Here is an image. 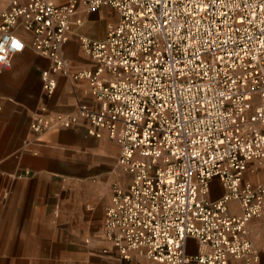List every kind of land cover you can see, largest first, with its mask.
<instances>
[{
  "label": "built area",
  "instance_id": "2783aa9c",
  "mask_svg": "<svg viewBox=\"0 0 264 264\" xmlns=\"http://www.w3.org/2000/svg\"><path fill=\"white\" fill-rule=\"evenodd\" d=\"M79 5L108 7L118 20L103 39L78 38L93 66L74 72L63 48L81 23ZM19 26L50 63L44 96L54 95L59 74L86 81L95 103L67 114L39 108L32 135L83 123L87 135L105 132L119 148L117 167L130 178L113 185L102 225L118 258L260 264L246 226L264 217V183L251 185L244 173L264 164V0H10L0 14V70L24 49ZM213 179L224 190L218 199Z\"/></svg>",
  "mask_w": 264,
  "mask_h": 264
},
{
  "label": "crops",
  "instance_id": "0c3cea01",
  "mask_svg": "<svg viewBox=\"0 0 264 264\" xmlns=\"http://www.w3.org/2000/svg\"><path fill=\"white\" fill-rule=\"evenodd\" d=\"M9 1L0 0V14L8 10ZM74 20L81 23L72 26L63 53L70 69L76 72L93 66L81 50L78 38L103 39L118 17L108 7L87 13L79 5ZM15 32L23 41L24 49L13 56L8 68L0 70V261L37 264L42 261L43 251L51 258L60 259L61 264H72L78 259L87 261L97 249H89L87 239L85 250L75 238L91 230L104 216L113 185L126 187L130 176L117 167L119 148L105 132L100 138L91 137L81 123L69 130L51 129L38 138L32 135L31 116L39 108L45 107L49 114H67L79 103H95L86 81L71 82L59 74L55 75L54 95L44 96L41 73L50 63L31 48L30 33L20 26ZM84 147L91 154L86 162H82L79 154ZM69 166H75L77 173ZM97 168L104 170L93 173ZM25 171L29 174L25 175ZM244 181L251 185L263 184L264 164L250 165ZM55 186L60 191L44 195L43 188ZM210 189L211 199H218L224 193L217 179L211 181ZM58 192L60 199L51 201V197H58ZM232 207L235 209L236 204ZM246 230L258 250L260 264H264V217L250 220ZM59 247L64 251L59 252ZM103 249L107 252L100 251L103 255L97 264H148L137 253L129 260H122L109 245ZM14 251L17 253L13 254ZM186 252L197 253L195 240L187 241ZM230 264L246 263L235 260Z\"/></svg>",
  "mask_w": 264,
  "mask_h": 264
},
{
  "label": "rangeland",
  "instance_id": "374dc122",
  "mask_svg": "<svg viewBox=\"0 0 264 264\" xmlns=\"http://www.w3.org/2000/svg\"><path fill=\"white\" fill-rule=\"evenodd\" d=\"M115 19V18H114ZM80 156H81V160H82V162H86V160L88 159V158H90L91 157V154H90V151H89V148L88 147H84V148H82V150L80 151ZM6 157H8V156H5V158ZM10 157H13V156H10ZM70 167V166H69ZM73 168V170H74V173L76 174L77 173V171H76V169L77 168H75V166L74 167H70V169H72ZM104 170V168H97L96 170H94V172L93 173H100V172H102ZM80 174L81 175H84V172H80ZM116 185H118V184H116ZM57 191H60V188L58 187H50V188H43V193H44V195L46 194V193H57ZM58 197H51L50 199H51V201H52V198L54 199H60V196H59V192H58ZM103 218H104V216H102V217H100L97 221V223L94 225V227L91 229V230H88V231H86V232H83L80 236H77V237H79V239L76 237L75 238V240L77 241V244H79L82 248H84L85 250H87L86 249V242H85V240H90V245H89V249H91V248H96L97 249V252L95 253V255H91L90 256V259L89 260H85V259H83V260H81V259H78V260H74L73 261V263L72 264H97L98 263V258H99V256L100 255H103V254H100V251H102V248H104L105 246H107L108 244L105 242V240L103 239V235H102V233H103V228H102V225H103ZM58 251L60 252V251H64V248H58ZM13 254H16L17 252L16 251H14V252H12ZM29 253H31V252H29ZM94 253V252H93ZM42 255H43V257H42V261H40L39 263H37V264H61L60 263V259H55L54 257H49V253L48 252H46V251H43L42 252ZM59 255V254H58ZM20 263V262H19ZM0 264H9V261H6V262H2V261H0Z\"/></svg>",
  "mask_w": 264,
  "mask_h": 264
},
{
  "label": "snow or ice",
  "instance_id": "6c2138e0",
  "mask_svg": "<svg viewBox=\"0 0 264 264\" xmlns=\"http://www.w3.org/2000/svg\"><path fill=\"white\" fill-rule=\"evenodd\" d=\"M16 47H19V45H16Z\"/></svg>",
  "mask_w": 264,
  "mask_h": 264
}]
</instances>
